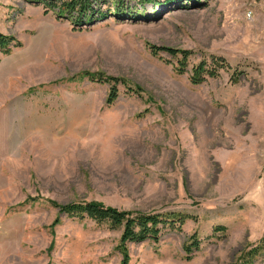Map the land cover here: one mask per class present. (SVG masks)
Instances as JSON below:
<instances>
[{"label":"rangeland","instance_id":"374dc122","mask_svg":"<svg viewBox=\"0 0 264 264\" xmlns=\"http://www.w3.org/2000/svg\"><path fill=\"white\" fill-rule=\"evenodd\" d=\"M118 1L78 28L0 0V32L22 43L0 50V264H121V230L54 223L47 200L189 216L129 243L130 264H234L264 237V0ZM152 46L194 54L180 72ZM212 54L231 69L193 83ZM86 71L117 78V98Z\"/></svg>","mask_w":264,"mask_h":264},{"label":"trees","instance_id":"16d2710c","mask_svg":"<svg viewBox=\"0 0 264 264\" xmlns=\"http://www.w3.org/2000/svg\"><path fill=\"white\" fill-rule=\"evenodd\" d=\"M43 4L45 11H53L58 17L71 19L78 28L100 20L108 13L101 10L100 3L105 0H38ZM156 2L158 0H147ZM123 1L116 2L115 11L122 10ZM21 46L22 43L14 35L0 32V50L4 54L11 52V46ZM153 50H164L169 54L180 57V72H183L189 64V58L194 54L193 50L180 49L175 47L152 46ZM231 69V65L223 56L212 54L209 58L203 57L192 67L193 74L191 80L195 84L203 83L208 77H219L222 71ZM243 72L237 69L231 74V81L237 83ZM91 80L107 82L112 85L109 101H114L118 96L116 82L117 78L106 76L100 72L83 73ZM38 198H31L37 200ZM58 209V217L54 223L60 221V217L89 218L98 224H108L112 229L121 230L119 249L122 253L121 264H130V254L128 244L131 242H144L152 240L158 242L166 228L181 230L186 219L189 217L182 213H159L155 211L125 210L112 205H107L97 200L72 201L68 203H58L54 200H47ZM201 240L196 234L191 236V246H186L191 251L192 247L198 248ZM262 257L264 260V237L259 243L243 253L239 261L234 264H257L256 259Z\"/></svg>","mask_w":264,"mask_h":264}]
</instances>
